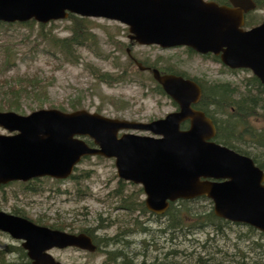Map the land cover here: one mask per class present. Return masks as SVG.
<instances>
[{
    "label": "water",
    "instance_id": "obj_1",
    "mask_svg": "<svg viewBox=\"0 0 264 264\" xmlns=\"http://www.w3.org/2000/svg\"><path fill=\"white\" fill-rule=\"evenodd\" d=\"M227 2L229 6L204 0H0V23L45 25L69 15L115 21L128 29L130 44L211 54L230 70L250 71L264 86V20L244 29L254 1ZM126 53L139 71L151 74L177 110L148 123L85 110L0 112V128L8 133L0 135V187L39 178L63 181L83 158L113 159L117 177L141 186L145 208L156 216L178 200L206 198L215 217L264 234V172L248 156L214 141L212 120L193 108L200 87L142 66L130 48ZM0 232L20 242L29 264H61L48 253L52 249L97 250L85 233L53 230L1 211Z\"/></svg>",
    "mask_w": 264,
    "mask_h": 264
},
{
    "label": "rangeland",
    "instance_id": "obj_2",
    "mask_svg": "<svg viewBox=\"0 0 264 264\" xmlns=\"http://www.w3.org/2000/svg\"><path fill=\"white\" fill-rule=\"evenodd\" d=\"M84 19L87 32L94 37L93 43L85 40L73 47L70 55L50 44L53 38L71 37L73 22L69 19L45 24L42 30L37 23L27 28L0 26V112L9 107H17L19 111H8L19 115L40 109L64 113L85 110L110 119L142 123L174 112L173 102L156 91L151 74L138 70L126 48L144 67L169 71L207 88L216 83L240 85L252 76L246 70L232 72L213 56L185 48L161 50L156 46L131 45L124 25ZM263 20L264 6L246 16V23L251 25L245 27L257 26ZM104 74L112 79L123 77L105 84L97 76ZM255 125L260 123L256 120ZM0 135L8 133L0 128ZM256 148L248 145L247 150L262 163L264 156ZM72 177L64 181L41 178L0 187L1 212H15L53 230L63 226L59 231L69 234L84 233L83 230L92 234L98 247L95 253L72 248L50 250L48 253L61 264H166L167 260L194 264L198 256L207 264H264V234L246 225L208 224L186 236L175 234L173 239L168 233L162 234L168 216L157 219L147 211L140 186L121 183L112 159H83ZM179 207L180 215L190 218L213 213L212 203L204 199ZM7 246L19 247L20 243L0 232V251ZM17 258L7 254L5 264L14 263Z\"/></svg>",
    "mask_w": 264,
    "mask_h": 264
},
{
    "label": "trees",
    "instance_id": "obj_3",
    "mask_svg": "<svg viewBox=\"0 0 264 264\" xmlns=\"http://www.w3.org/2000/svg\"><path fill=\"white\" fill-rule=\"evenodd\" d=\"M219 2H224L225 0H218ZM256 4V9L263 8L264 0H253ZM68 19L73 22V27L71 29V37L65 39H51L50 44L54 48H59L62 53L70 55V51L75 46H80L85 40L93 43L94 37L87 32L85 19L79 18L77 16L69 15ZM251 25L249 22L245 25ZM9 29L13 25L29 27L34 26V21H29L24 24H2L0 26ZM40 30L43 29V25L38 24ZM42 34H39V38ZM37 38V39H39ZM11 57H9V60ZM216 59V58H215ZM155 68V67H152ZM235 72L233 70H230ZM168 71H165L167 73ZM171 73V72H170ZM177 75V74H176ZM99 80L105 84L109 83L112 80H119L123 75L115 77L112 79L109 75H97ZM183 77V76H182ZM185 78V77H184ZM154 81V80H153ZM194 81V80H193ZM28 83H33V81H28ZM155 83V82H154ZM199 86L200 83H197ZM156 91L161 95H165L161 88L155 83ZM201 88V98L198 103L194 106L195 109L202 111L208 118H210L216 128V136L214 141L222 146H225L236 153L248 156L252 159L255 165L264 172V161L259 163L256 156H252V153L249 152L248 145H253L260 150V155L264 156V86L253 76L245 80V82L240 85H232L230 83H216L210 87L200 86ZM173 106L176 108V105L173 103ZM0 107V111H2ZM8 110L19 111L17 107H9ZM21 110V109H20ZM221 117L220 119L218 118ZM260 123L259 126L255 125V121ZM187 124H183L181 129H185ZM89 145H92L90 141H87ZM256 148V149H257ZM70 178H73L72 176ZM141 194V190L138 192ZM204 199L206 198H197ZM196 200V199H194ZM194 200H191L194 201ZM189 201H178L177 203L170 204L169 209L163 214L168 216L167 223L163 225L161 233H168L170 239H173L175 234H182L181 236H186L191 234L196 228H204L206 225L210 224L215 226V224H230L227 221L219 219L209 211L208 214H197L194 217H188L187 215H180L182 213L179 205L186 204ZM124 207V206H122ZM145 209V208H144ZM14 215L19 216L17 213ZM21 217V216H20ZM158 219V216H156ZM161 216V218H163ZM193 221L191 222V220ZM100 221H102L100 219ZM39 223V222H38ZM238 225V224H237ZM62 228H57L58 230ZM250 228V227H249ZM252 230V228H251ZM87 235L92 234L88 230H83ZM7 254H14L18 257L14 263L9 262L8 264H29V260L26 257L24 250L19 247H10L7 246L5 250L0 251V264H5V256ZM108 255L111 254L107 253ZM115 256V255H114ZM116 257V256H115ZM120 258V257H119ZM234 264H247L244 262H233ZM166 264H182L174 260H167ZM194 264H207L206 260H203L201 257H197L194 260ZM216 264H226L224 262H218ZM230 264V263H227ZM250 264H259L256 262H251Z\"/></svg>",
    "mask_w": 264,
    "mask_h": 264
},
{
    "label": "flooded vegetation",
    "instance_id": "obj_4",
    "mask_svg": "<svg viewBox=\"0 0 264 264\" xmlns=\"http://www.w3.org/2000/svg\"><path fill=\"white\" fill-rule=\"evenodd\" d=\"M204 1H206V2H215V3H217L218 5H226V6H229V4H228V2H227V0H225L224 2H219L218 0H204ZM132 45V44H131ZM156 47H158V46H156ZM158 48H160V47H158ZM178 48H185L188 52H190V50L188 49V48H186V47H175V48H170V49H167V50H171V49H178ZM162 50V49H161ZM133 62V61H132ZM146 68H152V67H146ZM161 74H172V73H170L169 71L167 72V73H165L164 71H161V70H158ZM188 126V125H187ZM122 135V134H121ZM121 183H123V184H125V185H133L131 182H127V181H123V180H121ZM141 188V187H140ZM142 189V188H141ZM142 193H143V190H142ZM90 238H91V240H92V242H93V244L97 247V245L95 244V242H94V238L93 237H91L90 235H88ZM72 249H75V248H72ZM97 249H98V247H97ZM78 250V249H77ZM81 251V250H80ZM95 253V252H94Z\"/></svg>",
    "mask_w": 264,
    "mask_h": 264
},
{
    "label": "bare ground",
    "instance_id": "obj_5",
    "mask_svg": "<svg viewBox=\"0 0 264 264\" xmlns=\"http://www.w3.org/2000/svg\"><path fill=\"white\" fill-rule=\"evenodd\" d=\"M255 164V163H254Z\"/></svg>",
    "mask_w": 264,
    "mask_h": 264
}]
</instances>
